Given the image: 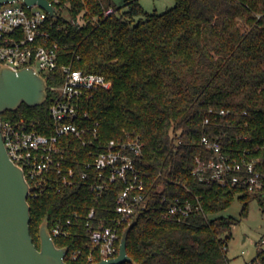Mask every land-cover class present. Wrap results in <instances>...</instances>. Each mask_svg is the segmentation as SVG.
<instances>
[{"label":"trees","instance_id":"obj_1","mask_svg":"<svg viewBox=\"0 0 264 264\" xmlns=\"http://www.w3.org/2000/svg\"><path fill=\"white\" fill-rule=\"evenodd\" d=\"M54 5L57 16H49V30L62 62L104 74L113 84L97 90L88 105L93 123L99 122L97 147L68 136L64 152L67 165L76 169L75 182L29 198L36 245L49 216L50 226L61 222L69 229L54 238L57 246L69 248V264L101 260L87 223L113 222L125 183L117 180L99 195L90 186L95 169L87 178L82 174L94 161L90 151L102 149V143L140 138L143 155L137 165L144 172L148 207L129 232L127 250L134 262L125 264H229L233 220L214 215L237 194L242 214L252 199L264 211V179L261 187L246 191L200 179L194 169L197 157L213 154L202 143L209 136L232 156L258 159L264 172V0H175L163 12L145 10L140 0ZM110 6L115 11L106 14ZM48 82L61 79L51 73ZM51 97L52 91L44 104L22 103L1 117L27 116L47 123L52 132ZM177 198L194 208L182 220L164 214L166 203ZM69 218L72 224H66ZM251 263L264 264V245Z\"/></svg>","mask_w":264,"mask_h":264},{"label":"built area","instance_id":"obj_2","mask_svg":"<svg viewBox=\"0 0 264 264\" xmlns=\"http://www.w3.org/2000/svg\"><path fill=\"white\" fill-rule=\"evenodd\" d=\"M50 1L53 5L59 2ZM114 11V7L110 6L105 12L112 14ZM49 16V12L41 6H29L22 0L0 5V65L15 69L34 67L47 80L51 73L56 79H61L58 84L49 83V95L52 91L49 116L54 131H50L47 123L27 116L1 117V133L7 152L23 168L30 183L29 198L43 193L48 187L61 190L62 185L75 182L76 169L67 165L64 152L71 142L68 136L74 135L84 146H96L99 122L93 123L88 105L97 90L108 89L113 84L104 74L74 68L62 62L58 42L51 39ZM202 143L213 154L207 160L197 157L194 173L200 179L246 191H253L263 185L264 172L257 168L258 159L232 156L223 150L222 143L216 138L204 136ZM101 145L102 149L90 151L95 158L93 162L87 163L82 177L87 178L90 169H95V179L90 186L99 195L117 180L125 183L117 198V216L113 222L98 227L90 221L87 223L91 240L100 248L101 259H109L118 255L122 228L148 207L145 203L144 172L137 165V161L142 158L144 144L140 138H134L128 141L112 139ZM139 208L141 211L137 212ZM193 210L189 201L183 202L177 198L166 203L164 214L182 220ZM93 215L94 210L90 217ZM66 224H72L71 218ZM50 232L55 238L68 235L69 229L58 222L50 226ZM77 254L78 251H75L74 256Z\"/></svg>","mask_w":264,"mask_h":264},{"label":"water","instance_id":"obj_3","mask_svg":"<svg viewBox=\"0 0 264 264\" xmlns=\"http://www.w3.org/2000/svg\"><path fill=\"white\" fill-rule=\"evenodd\" d=\"M12 1L18 0H0V5ZM22 1L29 6L39 5L52 17L57 16L50 0ZM49 87L47 78L34 67L15 69L0 65V124L1 114L6 110H16L22 103L29 106L44 104L49 96ZM29 193L30 183L23 168L10 158L0 125V264H69L66 261L69 248L56 245L50 232L49 216L40 225L41 245H36L30 226L32 215ZM142 212L137 213L125 227L116 257L89 264L134 262L127 250V240Z\"/></svg>","mask_w":264,"mask_h":264},{"label":"rangeland","instance_id":"obj_4","mask_svg":"<svg viewBox=\"0 0 264 264\" xmlns=\"http://www.w3.org/2000/svg\"><path fill=\"white\" fill-rule=\"evenodd\" d=\"M123 5L125 0H113ZM143 8L149 12H163L175 5V0H140ZM69 17L68 14H65ZM243 202L236 195L235 200L226 209L214 216H230L233 220L232 238L229 242V264H246L255 258L258 246L264 245V211L256 199L249 201L248 213L242 214Z\"/></svg>","mask_w":264,"mask_h":264},{"label":"crops","instance_id":"obj_5","mask_svg":"<svg viewBox=\"0 0 264 264\" xmlns=\"http://www.w3.org/2000/svg\"><path fill=\"white\" fill-rule=\"evenodd\" d=\"M247 264V263H246Z\"/></svg>","mask_w":264,"mask_h":264}]
</instances>
